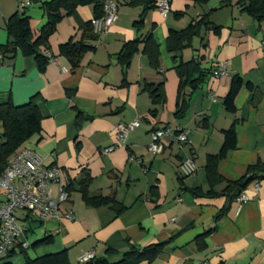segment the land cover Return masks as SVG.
I'll use <instances>...</instances> for the list:
<instances>
[{
    "label": "crops",
    "instance_id": "crops-1",
    "mask_svg": "<svg viewBox=\"0 0 264 264\" xmlns=\"http://www.w3.org/2000/svg\"><path fill=\"white\" fill-rule=\"evenodd\" d=\"M48 1L0 0V46L8 42L7 21L20 7L31 18L37 36L47 22L42 4ZM223 1L200 5L196 0H172L171 12L164 18L155 8L146 11L144 2L116 0L118 22L108 33L93 31L97 40L90 44L95 49L84 55L76 69L59 50L70 40L82 38L81 24L94 19L92 6H78L74 15L58 24L50 49L41 50L53 58L44 72L34 57L0 55V95H10L16 106L37 97L44 114L41 134L23 148L36 152L47 166L60 167L75 185L89 174L90 195L111 199L109 205L94 207L80 192H72L61 208V219L42 223L25 220V213L18 212L23 233L16 253L4 262L24 264L65 251L71 264H87L79 258L88 252L94 253V259L116 263L132 249L164 243L152 262L142 264H264V180L247 186L243 193L248 200L241 206L225 194L205 195L212 190L221 193L227 182L242 179L249 167L264 164V21L241 11L235 0L221 7ZM209 13V21L221 27L220 34L206 32L181 58L199 59L208 70L225 62L227 76L208 78L190 97L186 115L176 118L179 78L167 39L171 30H182ZM143 14V26L136 27ZM149 34L159 46V69L150 64L142 44L125 70L118 54L126 43ZM234 76L244 86L236 98L235 113H229L223 99ZM148 84H163L165 99L155 116ZM72 90L75 94L69 97ZM135 121L140 126L120 145L117 126ZM232 125L237 147L218 164L223 182L212 185L207 159L220 152L224 131ZM164 128L187 132L191 144L182 146L167 139L161 154L150 153L152 133ZM187 159L193 160L197 171L185 177L179 167ZM5 199L6 192L0 188V206ZM115 206L123 210L118 212ZM68 212L74 214V221L64 218ZM219 213L223 216L215 222ZM209 231L200 249L198 238ZM46 236L52 238L51 244L33 247Z\"/></svg>",
    "mask_w": 264,
    "mask_h": 264
},
{
    "label": "trees",
    "instance_id": "trees-1",
    "mask_svg": "<svg viewBox=\"0 0 264 264\" xmlns=\"http://www.w3.org/2000/svg\"><path fill=\"white\" fill-rule=\"evenodd\" d=\"M156 0H132V4L144 2L146 11L150 8H155ZM209 0H196L200 5H206ZM232 5L230 0L223 1L221 7ZM235 5L241 11L247 13L257 21H264V0H235ZM78 6H92L94 11V19L103 16V0H50L42 4L44 13L46 14L47 22L42 27L40 33L35 36L31 26V18L27 15L24 8L20 7L7 21L6 31L8 33V42L0 46L1 58H14L17 54L24 57H34L37 62V67L40 72L46 70L47 65L53 60L52 57L44 55L42 48L50 49L49 40L57 30L58 24L65 18L74 15ZM220 7V8H221ZM144 15L142 19L135 22V26H143ZM209 14L203 15L200 19L193 21L186 28L175 31L171 30L167 39V50L176 63L175 71L179 78V86L177 93L176 118H183L189 108L190 97L199 90L214 74V69H204L199 59L183 61L181 58L182 52L193 46V42L197 38H203L206 32L212 31L215 35H219L221 27L212 24L209 21ZM93 19V20H94ZM92 20V21H93ZM92 21L81 24L83 28L82 38L78 41L70 40L68 43L60 47V55L65 57L71 67L76 69L84 57L89 52H92L95 47L90 44L97 40L93 33ZM145 44L143 52L148 56L150 64L154 69L160 67L159 46L154 41L151 34L145 38L140 37L133 42L126 43L122 51L118 54V61L126 70L133 57L139 52L140 45ZM244 86L243 80L239 76H234L229 92L223 99V106L229 113H235L236 98ZM250 90L253 89L251 84L246 85ZM149 93L155 108L151 111L153 116L157 113V107L162 104L165 99L163 84L145 86ZM75 90L69 91L68 96L73 97ZM37 97L30 100L27 104L16 106L10 95H0V177L5 173L10 158L20 150L26 142L35 136L41 134L42 121L44 114L42 107L36 102ZM83 116L82 112H79ZM237 147V137L235 125L224 131V141L220 152L217 155H211L207 159L206 171L209 182H223V179L218 174V164L225 159L228 153L235 150ZM91 177L86 174L80 182L75 185L74 182L68 180L66 190L69 195L72 192L78 191L82 194L85 202L94 207L109 205L111 199L102 196L92 197L89 193V185ZM264 180V164L258 163L251 166L247 170V174L240 180L227 182L225 189L221 193H216L213 190L205 193L209 195L225 194L228 198L234 200L240 196L247 186L254 181L261 182ZM196 193L197 189L195 190ZM121 212L122 208H117ZM25 213V220L35 223H42L37 217L29 212ZM223 213H219L215 217V222L219 221ZM19 219V216H18ZM210 234L206 232L198 238L200 249L205 247L204 239ZM52 238L46 236L43 239L33 244V247L49 245L52 243ZM164 243L149 246L145 249H132L124 253L121 260L112 263L107 259H94L87 264H142L144 262H152L165 248ZM16 247V246H15ZM21 248V246H20ZM23 251L22 249L19 250ZM15 248L5 257L0 258V264H11L4 262L15 254ZM113 256V255H110ZM24 264H71L68 255L65 251L39 257L34 260H26Z\"/></svg>",
    "mask_w": 264,
    "mask_h": 264
},
{
    "label": "built area",
    "instance_id": "built-area-1",
    "mask_svg": "<svg viewBox=\"0 0 264 264\" xmlns=\"http://www.w3.org/2000/svg\"><path fill=\"white\" fill-rule=\"evenodd\" d=\"M171 3L172 0H156L155 9L167 18L172 9ZM118 8L116 0H103V16L92 21L94 33L104 34L110 31L118 22ZM261 49L264 54V39ZM213 76L216 79L227 76L225 62L218 64ZM139 126V121L129 125L119 124L117 126L119 144L124 145L129 133ZM151 137L152 142L148 151L154 155L163 152L167 139L182 146L191 144L188 133L181 129H159L154 131ZM114 148H109L105 152L109 153ZM179 169L183 176L188 177L197 171V166L192 159H187L182 162ZM67 181V176L60 167L47 166L45 160L30 149H22L10 158L5 173L0 177V188L6 192V199L0 206V258H5L11 253L23 233V228L19 225L18 212H29L41 222L61 219V208L70 199L66 190ZM256 187H259V183ZM247 200L244 193L235 199L239 206ZM64 218L68 221L75 220L72 212L66 213ZM23 247L28 248V245L24 244ZM94 258V253L88 252L82 254L79 261L89 263Z\"/></svg>",
    "mask_w": 264,
    "mask_h": 264
}]
</instances>
